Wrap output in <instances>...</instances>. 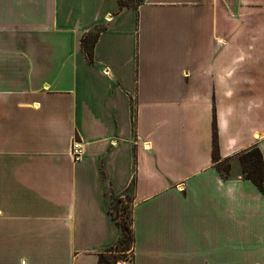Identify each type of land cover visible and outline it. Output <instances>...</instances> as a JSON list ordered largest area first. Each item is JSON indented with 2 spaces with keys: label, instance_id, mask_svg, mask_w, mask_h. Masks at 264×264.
Returning <instances> with one entry per match:
<instances>
[{
  "label": "crops",
  "instance_id": "crops-1",
  "mask_svg": "<svg viewBox=\"0 0 264 264\" xmlns=\"http://www.w3.org/2000/svg\"><path fill=\"white\" fill-rule=\"evenodd\" d=\"M252 145L264 161V0H0V264H97L130 190L119 264H264Z\"/></svg>",
  "mask_w": 264,
  "mask_h": 264
},
{
  "label": "trees",
  "instance_id": "trees-1",
  "mask_svg": "<svg viewBox=\"0 0 264 264\" xmlns=\"http://www.w3.org/2000/svg\"><path fill=\"white\" fill-rule=\"evenodd\" d=\"M142 0H118L120 7H136ZM101 28L95 29L83 35L81 46L89 62H93V48ZM212 161L216 163V168L220 175L228 179L230 177V165L225 163L223 171L220 170L219 163L222 162L217 145L216 125L213 122V140H212ZM240 175L244 179H249L264 194V161L261 151L257 145L243 150L239 153ZM134 179H132L131 187ZM130 187V188H131ZM132 192L127 191L122 195L114 196L108 204V212L120 226V236L117 242L101 253L97 264H117L121 259V254L131 248L134 240L132 230Z\"/></svg>",
  "mask_w": 264,
  "mask_h": 264
},
{
  "label": "built area",
  "instance_id": "built-area-1",
  "mask_svg": "<svg viewBox=\"0 0 264 264\" xmlns=\"http://www.w3.org/2000/svg\"><path fill=\"white\" fill-rule=\"evenodd\" d=\"M70 154L74 161H78L81 158V146L80 141L76 138L72 140L71 146H70ZM119 264V262L117 263Z\"/></svg>",
  "mask_w": 264,
  "mask_h": 264
},
{
  "label": "rangeland",
  "instance_id": "rangeland-1",
  "mask_svg": "<svg viewBox=\"0 0 264 264\" xmlns=\"http://www.w3.org/2000/svg\"><path fill=\"white\" fill-rule=\"evenodd\" d=\"M225 163H228V164L230 165V169H231V166H232L231 164H232V163H230L229 160L224 159L222 162L219 163V167H220V170H221V171H223ZM110 202H111V200H110ZM131 252H132V250H131V248H129V249L126 251V254H121V256H120L121 259H119V260L117 261V263H118L119 261H121V260L127 258V257H130Z\"/></svg>",
  "mask_w": 264,
  "mask_h": 264
}]
</instances>
